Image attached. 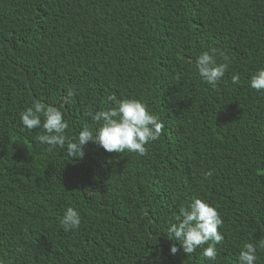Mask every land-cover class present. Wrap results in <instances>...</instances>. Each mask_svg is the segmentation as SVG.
<instances>
[{"label": "trees", "instance_id": "16d2710c", "mask_svg": "<svg viewBox=\"0 0 264 264\" xmlns=\"http://www.w3.org/2000/svg\"><path fill=\"white\" fill-rule=\"evenodd\" d=\"M212 49L229 65L215 88L195 67ZM260 70L264 0H0V264H240L243 245L264 238ZM112 95L164 125L146 156L89 142L72 160L21 123L36 102L56 107L78 142ZM195 199L223 220L215 260L209 244L188 256L167 238ZM69 207L78 230L60 224Z\"/></svg>", "mask_w": 264, "mask_h": 264}, {"label": "clouds", "instance_id": "9594fccd", "mask_svg": "<svg viewBox=\"0 0 264 264\" xmlns=\"http://www.w3.org/2000/svg\"><path fill=\"white\" fill-rule=\"evenodd\" d=\"M217 54V49L202 53L195 64L199 76L213 88L222 80L229 66L228 57L223 53L219 54L223 56L225 63L218 64L215 59ZM231 79L233 84H238L239 74L233 75ZM250 87L258 92L264 90V70L252 76ZM73 95V91L68 92V97ZM105 103H112L115 107L94 114L89 111L87 115L100 127L95 135L85 127L76 138L78 142H72L65 135L69 125L64 121L62 112L56 107H46L36 102L21 113V123L29 131L42 127L43 133L35 137L36 141L46 145L49 152L57 147L65 149L66 146L67 156L72 160L84 158L83 149L89 142L99 145L109 154H123L127 151L141 157L146 156L145 146L159 140L164 125L157 117L150 115L146 106L137 100L118 101L116 96L112 95L107 97ZM212 175L213 173L209 171L203 173V178L207 180ZM85 192L94 194L91 189ZM179 213L180 221L168 229L167 238L178 242L188 256L195 253L197 248L209 244L202 255L208 260H215L217 258L215 245L221 244L224 240L223 235L218 231L223 226L218 211L202 200L195 199L189 206L181 207ZM60 224L65 231L78 230L81 224L78 212L69 207ZM257 247H264V238L258 246L252 243L243 245L239 257L240 264H255ZM178 251L175 245L171 247V254L175 255Z\"/></svg>", "mask_w": 264, "mask_h": 264}]
</instances>
